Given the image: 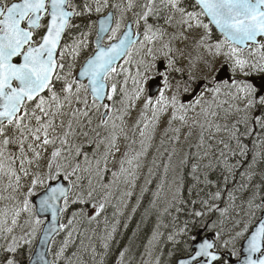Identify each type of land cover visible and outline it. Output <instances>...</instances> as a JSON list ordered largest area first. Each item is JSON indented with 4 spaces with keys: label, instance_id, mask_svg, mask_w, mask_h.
<instances>
[{
    "label": "snow or ice",
    "instance_id": "snow-or-ice-1",
    "mask_svg": "<svg viewBox=\"0 0 264 264\" xmlns=\"http://www.w3.org/2000/svg\"><path fill=\"white\" fill-rule=\"evenodd\" d=\"M158 132L148 255L264 264V0H0V264H131Z\"/></svg>",
    "mask_w": 264,
    "mask_h": 264
},
{
    "label": "trees",
    "instance_id": "trees-1",
    "mask_svg": "<svg viewBox=\"0 0 264 264\" xmlns=\"http://www.w3.org/2000/svg\"><path fill=\"white\" fill-rule=\"evenodd\" d=\"M166 159V157L164 158ZM159 163V161H158ZM156 175L151 177L153 179V183L150 185H147V187L150 189V191L144 193V198L141 199L140 205L137 207L136 205V212L132 215L131 221H129V226L127 229L123 228L122 224L125 221H128L129 215L126 212H123L124 215L121 218L122 224L119 229V234L116 236V240L118 241L117 244L113 245V251L110 256V260H113L116 255L118 254V250L122 249L125 245H128L131 241V251L128 253V257H131V264H139L141 256L143 252L146 250V247L148 245V240L151 238L153 230L155 229V226L158 222L157 217L159 216L160 221L162 224H168L171 223V217L160 215L162 213L163 208L167 206L166 200H160L158 203L157 208H152L150 205V201L153 199L152 193L156 191V185L159 183L158 177L162 175L163 170L159 169L156 170ZM163 195V193H162ZM170 193L168 195V198H170ZM113 204H116L114 200L112 201ZM223 206V205H222ZM145 209H149V213L147 216H145ZM113 211L112 208L109 209V215H111V212ZM173 215H176V213L173 211ZM218 215V214H216ZM184 217L181 216V219ZM213 219L216 218V216L212 217ZM139 224V228H137V225ZM230 226L228 222H226L225 227L226 229ZM91 227H96V225H92ZM101 228H103V224L100 225ZM160 231L163 232L165 235L161 238L160 242L158 243L156 250L153 252V255L151 256L150 264H155V257L157 255L161 258V264H165V262L168 260L167 251L172 247L170 242H167L166 236L168 234L169 229H166L164 227L160 228ZM133 232L136 233L135 236H133ZM225 239L227 238V231H225ZM34 246V245H33ZM126 257V259L128 258ZM23 260V264H26L27 262V249H25V254L21 257ZM85 259H88L87 256H85Z\"/></svg>",
    "mask_w": 264,
    "mask_h": 264
},
{
    "label": "rangeland",
    "instance_id": "rangeland-1",
    "mask_svg": "<svg viewBox=\"0 0 264 264\" xmlns=\"http://www.w3.org/2000/svg\"><path fill=\"white\" fill-rule=\"evenodd\" d=\"M180 47H183V45H180ZM183 63V61H182ZM134 67H133V71H134ZM136 113H133V116H135ZM131 123V122H130ZM175 126V125H174ZM163 127V126H162ZM162 130V129H161ZM137 139H139V137H137ZM183 141V137L181 138ZM160 140H161V135L158 132L156 139L152 142V148L147 156V159L144 161V167L143 169L140 171L139 173V180L136 182V186L135 188L132 187L131 183L128 184H124L122 183L120 185V191L116 192V196L118 197V199H114V202L118 205V207L120 208V210L122 212H126L128 215H130L132 213V209L133 207H136L137 205V197L140 196V189L141 187L145 186V180L148 178L147 173H148V168L152 166V160L154 156H157V163L159 161V153L157 152V149H159V152H163L164 148L160 146ZM167 140V138L165 137V141ZM195 140V137L192 138L191 141H187L184 143V147H187V143L193 142ZM122 145L125 143L124 141H121ZM176 158L174 157V160ZM111 167V165H110ZM109 179H111V176H109ZM130 179V178H129ZM132 190L134 191L135 195L129 199L127 197H120V192H126ZM122 201H126L127 202V207H125L124 203ZM19 231V230H18ZM2 242V241H0ZM35 243V242H34ZM148 251H149V247L147 245L146 250L143 252L140 262L139 264H145L146 261L149 262L151 261V257L148 255Z\"/></svg>",
    "mask_w": 264,
    "mask_h": 264
},
{
    "label": "water",
    "instance_id": "water-1",
    "mask_svg": "<svg viewBox=\"0 0 264 264\" xmlns=\"http://www.w3.org/2000/svg\"><path fill=\"white\" fill-rule=\"evenodd\" d=\"M40 239H41V237H38V239H37V242H36V244H35V251L37 252V253H39V252H41V251H45L46 250V247L47 246H45V245H42L41 243H40ZM48 259H50V256H48ZM36 260V257L35 256H33V261H35ZM27 264H29V262H27Z\"/></svg>",
    "mask_w": 264,
    "mask_h": 264
}]
</instances>
